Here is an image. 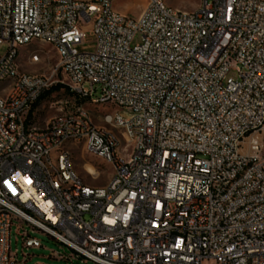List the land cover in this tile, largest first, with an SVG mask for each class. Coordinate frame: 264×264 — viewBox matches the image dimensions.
<instances>
[{
    "label": "built area",
    "instance_id": "obj_1",
    "mask_svg": "<svg viewBox=\"0 0 264 264\" xmlns=\"http://www.w3.org/2000/svg\"><path fill=\"white\" fill-rule=\"evenodd\" d=\"M115 1L0 0V264L28 256L10 251L13 222L23 248L39 246L27 225L93 264H264V0H147L137 18ZM86 30L93 53L76 49ZM34 43L55 52L49 74L19 70ZM55 84L118 110L35 128ZM69 144L111 165L104 186L76 173Z\"/></svg>",
    "mask_w": 264,
    "mask_h": 264
},
{
    "label": "rangeland",
    "instance_id": "obj_2",
    "mask_svg": "<svg viewBox=\"0 0 264 264\" xmlns=\"http://www.w3.org/2000/svg\"><path fill=\"white\" fill-rule=\"evenodd\" d=\"M82 1L87 2L89 0ZM164 1L167 5L173 8L188 12L196 9L199 5L197 0ZM146 5L147 0H116L113 3V8L122 16H131L133 18H137L141 11L145 9ZM139 41V37H135L132 45L139 43ZM95 47V39L90 34L89 30H86L85 39L82 44L76 47L77 51L82 53H93L95 51ZM6 51L7 45H0V56H3ZM30 52H37L40 55V63L30 64L27 61V56ZM56 62L57 57L54 50L46 44L34 43L27 47L18 48L17 64L19 70L22 72L49 74ZM229 75L236 78L234 71H230ZM55 77L60 80V73L57 72ZM76 106L83 107L91 116L94 124L98 126L103 125L101 120L103 114L112 113L118 110L112 105H97L87 101L79 100L77 97L69 93L65 87H63L59 91L52 92L48 96L44 97L35 106V108H33L29 114L28 120L30 125L34 126L35 128H42L49 119L60 114L61 112H69ZM67 150L71 155L76 173L84 179V182L94 186H104L108 182L112 171L110 164L101 161L96 156L87 154L81 145L69 144L67 145ZM87 164H90L94 168L95 172L98 173L96 177H90L86 174L85 170ZM17 225L18 224L16 222H13V225L11 226L9 245L11 252L17 250V261H22L21 253H23L28 255L26 257L25 264H67L68 262L56 261L52 258L53 253H58L65 256L72 254L74 258L72 264H93L89 261L85 262L81 257H74V254L68 248L62 246L37 230L32 231L27 225H24L23 230L28 233L30 238L35 239L39 246H29L27 248H23L20 241L22 230H17Z\"/></svg>",
    "mask_w": 264,
    "mask_h": 264
},
{
    "label": "trees",
    "instance_id": "obj_3",
    "mask_svg": "<svg viewBox=\"0 0 264 264\" xmlns=\"http://www.w3.org/2000/svg\"><path fill=\"white\" fill-rule=\"evenodd\" d=\"M64 86L63 85H60V84H55L53 86H51L48 90H46L42 95L41 97L39 98V100L34 104L33 108H35V106L46 96H48L49 94H51L52 92H55V91H59L61 88H63ZM32 108V110H33ZM31 113V111H30ZM29 113V114H30Z\"/></svg>",
    "mask_w": 264,
    "mask_h": 264
},
{
    "label": "bare ground",
    "instance_id": "obj_4",
    "mask_svg": "<svg viewBox=\"0 0 264 264\" xmlns=\"http://www.w3.org/2000/svg\"><path fill=\"white\" fill-rule=\"evenodd\" d=\"M86 173H90V174H93V173H95V171H94V169L91 167V166H86Z\"/></svg>",
    "mask_w": 264,
    "mask_h": 264
},
{
    "label": "crops",
    "instance_id": "obj_5",
    "mask_svg": "<svg viewBox=\"0 0 264 264\" xmlns=\"http://www.w3.org/2000/svg\"><path fill=\"white\" fill-rule=\"evenodd\" d=\"M87 165H90V164H87ZM91 166V165H90ZM92 167V166H91ZM93 168V167H92ZM94 169V168H93Z\"/></svg>",
    "mask_w": 264,
    "mask_h": 264
}]
</instances>
